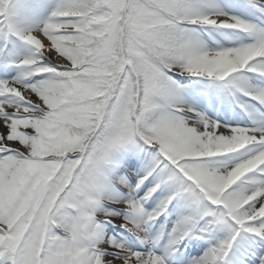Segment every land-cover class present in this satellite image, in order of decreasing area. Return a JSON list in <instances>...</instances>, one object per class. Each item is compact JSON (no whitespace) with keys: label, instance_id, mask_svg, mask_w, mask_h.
I'll use <instances>...</instances> for the list:
<instances>
[{"label":"snow or ice","instance_id":"snow-or-ice-1","mask_svg":"<svg viewBox=\"0 0 264 264\" xmlns=\"http://www.w3.org/2000/svg\"><path fill=\"white\" fill-rule=\"evenodd\" d=\"M0 264H264V0H0Z\"/></svg>","mask_w":264,"mask_h":264}]
</instances>
